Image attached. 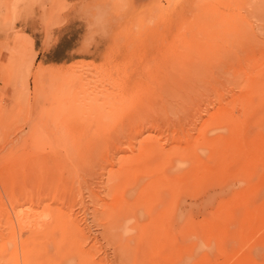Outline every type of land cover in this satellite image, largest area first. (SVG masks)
Wrapping results in <instances>:
<instances>
[{
  "label": "rangeland",
  "instance_id": "374dc122",
  "mask_svg": "<svg viewBox=\"0 0 264 264\" xmlns=\"http://www.w3.org/2000/svg\"><path fill=\"white\" fill-rule=\"evenodd\" d=\"M240 1L232 0L233 3ZM248 1L254 3V0ZM109 2L113 15L111 40L100 41L86 55L78 51L86 24L75 12L68 14L63 27L54 30L55 42L50 45L43 42L44 33L36 21L17 24L22 32L6 39L0 37V264H12L11 260L22 264L19 238L27 237L29 223L48 218L51 209L58 210L56 207H61L79 231H83L82 247L91 252L87 257L91 264H179L177 256L185 254V246L192 242L173 246L159 234L156 235L160 241L154 237L159 242L152 240L151 233L143 242L138 239L136 243L134 227L147 225L149 216L142 214L137 222L134 218L122 222L117 217L120 222L117 219L116 223L124 226L103 216L111 208L113 216L118 214L115 206L122 201L127 204H120L123 207L136 206L140 189H133L131 199L118 200L110 178L126 171L124 178L123 174L118 176L119 188L129 178L127 186L131 187L133 180L137 186L148 167L144 166L145 171H141L143 163L135 166L136 163L145 159L149 165L146 159L154 156L144 151L149 156L142 157L140 146L151 139L162 149V158L165 153H180L175 154L173 163L165 156V161L152 169L156 181L167 184L173 180L170 173L174 177L176 170L187 172L202 166L192 173L198 179L189 176L194 177L191 183H200L202 178V183L206 181L202 184L204 190H210V185L213 187L212 199L218 205L209 211L203 210L200 217V222L207 227V230L204 228L207 232L201 233V264H264V196H256L264 194V130L259 132L258 123L255 125L258 118L249 104L251 93L247 84L236 88L231 78L232 85L218 87L221 80L215 66L222 53L216 43L218 13L224 7L227 9V4L224 6L221 0ZM248 10L237 13L241 21L232 24L231 33L257 31L256 12L251 7ZM239 50L234 51L235 55ZM239 70V64L231 68L232 73ZM214 85L219 88L217 91ZM253 99L256 102L259 97ZM157 115L161 119L159 125L155 119L149 121ZM219 118L223 122H215ZM180 119L186 122L187 135L179 134L169 125ZM235 122L240 126L233 131L237 134H231L229 125ZM201 130L205 135H199ZM220 154L225 156L224 163L219 165L218 161L216 165ZM127 161L136 171L122 170ZM214 164L222 173V180L216 178V182L208 177L207 166ZM130 173H135L136 178ZM149 178L141 189L155 179ZM218 186L221 188L217 189ZM222 189L224 196L217 193ZM54 199L58 202L61 199V204ZM202 202L207 203L206 194ZM249 220L256 221V225ZM169 231L171 236L179 237L178 243L190 232L177 223ZM126 240H133L134 244ZM165 242L167 247L163 245ZM15 243L20 250L15 251ZM40 256L42 259L43 254ZM47 258L44 255L39 263L51 264V257Z\"/></svg>",
  "mask_w": 264,
  "mask_h": 264
},
{
  "label": "bare ground",
  "instance_id": "6f19581e",
  "mask_svg": "<svg viewBox=\"0 0 264 264\" xmlns=\"http://www.w3.org/2000/svg\"><path fill=\"white\" fill-rule=\"evenodd\" d=\"M224 3V6L227 4V9H224L222 8L223 7V4ZM220 4H222L221 6V10L219 11L218 15H220V22H219V26H218V29H217V41L216 43H218V46H219V50L222 52L221 55L218 57V60H217V64L215 65L216 68H217V72H218V77L220 78V82L219 85L218 84V87L221 86L223 87L224 85H232L231 82L229 81L231 78H233L235 81L233 83L234 87H239L241 84H247V90L250 91L251 93V97L249 98L250 99V106L251 107H254L252 109V113L254 115H256V117L258 118L257 122L255 123V125L257 124L258 126V131L261 132V130L263 131L264 130V0H254V3L252 4V1H248V0H242L238 3H233L232 0H221ZM242 3V5H241ZM249 7L253 8L254 12V15L256 14V17H258V21L259 22V25L257 26V31H253V32H249V33H242V32H238V31H233L232 33L230 32V27L232 26L233 23H236L238 21H241L240 19L241 18H237L236 15L237 13H239V11H242V10H246L248 12H250L248 9ZM242 11V12H244ZM245 11V12H246ZM244 12V13H245ZM241 13V12H240ZM239 13V14H240ZM247 13V12H246ZM250 14V13H248ZM247 14V15H248ZM245 20V18H243ZM242 19V20H243ZM256 19V18H255ZM256 19V20H257ZM243 20V21H244ZM242 21V22H243ZM241 22V23H242ZM252 29V27H251ZM250 29V30H251ZM259 32V33H258ZM251 33V34H250ZM217 46V44H216ZM218 48V47H217ZM240 48V50L238 52H236V54L238 53V55H235L234 51H237L238 49ZM245 49V51H247L245 53L242 52L241 50ZM250 49V50H249ZM249 50V51H248ZM226 51H228V53L226 54ZM217 52H218V49H217ZM242 52V53H241ZM243 54V55H242ZM237 64H239L241 70L237 71V72H234L232 73L231 72V68L233 69L234 66H236ZM238 67V66H237ZM239 68V67H238ZM237 69V68H236ZM246 70V72L243 73L244 70ZM247 70H252L254 73L252 74V72H248ZM218 78V79H219ZM243 84V85H244ZM216 85V84H215ZM214 85V89L217 91V89L219 88H216L217 86ZM220 87V88H221ZM223 89V88H221ZM220 89V90H221ZM240 90V89H239ZM246 90V91H247ZM242 91V89H241ZM224 92V91H223ZM240 92V91H239ZM242 93V92H241ZM246 93V92H245ZM248 93V92H247ZM224 94V93H223ZM227 94V93H226ZM248 95V94H247ZM242 96V94H241ZM254 96H258L259 99L255 100L253 99ZM249 97V96H248ZM238 98V97H237ZM242 98V97H241ZM239 99V98H238ZM248 99V101H249ZM242 100V99H241ZM246 100V99H244ZM236 102V101H235ZM247 103V102H246ZM244 105V104H243ZM248 105V104H247ZM249 107V106H248ZM256 107H259V108H256ZM250 109V108H249ZM223 111V110H222ZM220 112V111H219ZM251 113V112H250ZM216 114V113H215ZM214 114V115H215ZM218 115V114H217ZM153 118H150L149 121L152 122L153 119H155V123L156 124H161V119L159 117V115L157 116H152ZM155 117V118H154ZM227 116H225L226 118ZM215 118V117H213ZM224 118V117H223ZM223 118H219V119H215V122L217 123H220V122H223ZM248 122V121H247ZM251 122V121H250ZM186 122L185 121H182L181 119L175 123H170L169 125L171 126L172 125V128L174 129V131H179V134H182V135H187L185 134V124ZM232 124V123H231ZM239 123H234L232 124L231 126L229 125V130L231 132V134H237L233 131L237 130V128L240 126L238 125ZM252 125V124H251ZM254 125V126H255ZM247 126V125H246ZM245 126V127H246ZM254 126H251V127H254ZM190 127V126H189ZM256 127V126H255ZM250 128V127H249ZM255 129V128H254ZM188 130V129H187ZM194 130V129H193ZM192 130V131H193ZM246 130V129H245ZM189 131V130H188ZM187 131V132H188ZM195 131V130H194ZM243 131V130H242ZM252 132V131H251ZM255 132V131H254ZM242 133V132H241ZM230 134V135H231ZM199 135H205V131L201 130L200 134ZM130 136V135H129ZM128 136V137H129ZM136 138L135 135H132ZM139 136V135H137ZM125 138H127L125 136ZM124 138V139H125ZM131 139H133L132 137H130ZM130 138H128L130 140ZM190 138V137H189ZM191 140H193L192 138L190 139V141L188 140V142L191 144ZM131 141V140H130ZM193 145V144H192ZM191 145V146H192ZM229 147H231V145H229ZM227 148V147H225ZM161 148H159V146L157 147V141H152V139L150 141H148L147 143L144 142L143 146L141 145L140 146V153L142 154V157L145 153H154L153 157H148L149 159H146V160H149V165L145 163V159H142V161L140 160L139 162H137L136 160V165L138 163H143L142 165L139 164V167L140 165L142 166L141 167V171H145V168H143L144 166L148 167L147 170L148 172H144L142 173L141 175V183L140 181H137L138 185L135 186L134 185V180L133 182L131 183V187L127 186V181H130V178L129 180L126 179V183H123L125 185H122L123 188L121 187V189L119 188V174H123V178H124V174H126L125 172L123 173V171L119 172L118 173V176L117 175H112L111 178H110V181L112 182L111 186L114 190V191H117L115 193V198L117 197L118 200L120 199H125V198H129L131 199L133 196L129 197L130 195L133 194L134 190L133 189H136L138 188V190L140 189V192L138 194V198L136 199V206H133V207H123L122 205L120 204H123L124 202L122 201V203H118V207L117 205L115 206L116 208H118L120 210V206L121 207V210L119 211L118 209L117 210V213H121V217L116 214L115 212V216L112 215V212L111 210L113 208H111L109 211L110 212H106L103 216H104V219H111L110 221H113V223L115 224L117 219L120 218L122 220V222L126 221V219H129L130 218H134L136 219L135 221L137 222V218L141 217L142 214L143 216L146 217L149 216V223L145 226H136L134 227V229H136V235L135 237V240H136V243L139 240H144L147 238V235H152L151 233H153V238H151L152 240H157L159 238V236H157L156 234H159L161 235V237H164L163 240L167 241V243L169 244L172 243V245L174 244L175 246H178L180 244H184L185 242H192L188 245H186L184 248V253L183 255H179L177 256L176 260L178 261L179 259V264H201L202 263V258L200 256V243H201V233L204 231V227L203 226V223L200 222V217H201V214H202V211H209L210 209H212L214 207V205H218L216 203V199H212L213 196L211 195L212 194V190L211 188L213 189V187H211L212 185H210V190H204L203 189V185L204 183H202V178L199 179L200 180V183H191L194 181H192L191 178H194V177H189L190 175H194L192 174L194 170H199V168H201L202 166L200 167H195L193 168L191 171H187V172H182V171H175L174 173V177H173V174L170 173L171 177L173 178V180H171V182L167 183V184H162L158 181H156V178L153 177L154 175V167L158 168V163H161L162 160L165 161V156H166V159L167 160H172V163L175 161L176 159V156L175 154H180L179 152L177 151H174V152H171L169 154H166L164 155V158H162V151H160ZM190 149V147H189ZM232 149V148H231ZM162 150V149H161ZM224 150V149H223ZM230 150V149H229ZM146 151V152H144ZM192 151V149H191ZM227 151V150H226ZM144 152V154H143ZM224 152V151H223ZM228 152V151H227ZM230 152V151H229ZM93 153V152H92ZM94 154V153H93ZM92 154V155H93ZM204 154V153H203ZM202 155V154H201ZM221 156H217L216 158L218 160H215L216 161V165H217V162L219 163V165H223L224 163V158L225 156L223 154H220ZM145 157L146 156H149L148 154L147 155H144ZM195 156V155H194ZM197 156V155H196ZM141 158V156H140ZM139 158V159H140ZM134 160V159H132ZM130 160V161H132ZM134 160V161H135ZM163 161V162H164ZM147 162V161H146ZM148 163V162H147ZM130 164L131 162L127 161L125 162V164L122 167V170H125V169H130V170H133L134 168L131 169L130 167ZM135 164V163H134ZM134 164L132 163V165L134 166ZM205 164V163H204ZM203 164V165H204ZM132 166V167H133ZM217 166L214 165H208L207 168L208 170H210L209 174H208V177L216 182L214 179L216 178H220L222 177V173L219 171L218 168H216ZM143 169V170H142ZM153 169V170H152ZM136 171V169H134ZM134 171V172H135ZM205 171V170H204ZM128 172V171H127ZM201 173V172H200ZM200 173H198L200 175ZM206 174V172H203ZM128 174V173H127ZM131 177H135V173L132 174L130 173ZM89 175V174H88ZM87 175V177H88ZM133 175V176H132ZM204 175V174H203ZM128 176V175H126ZM197 179L198 177L196 175H194ZM221 176V177H220ZM149 177H152V178H155L153 179L145 188H142L141 187L148 181V178ZM201 177V176H200ZM90 178H92L90 176ZM121 178V177H120ZM171 178V179H172ZM62 179V178H61ZM150 179V178H149ZM187 179V183H183L184 180ZM191 179V181H190ZM206 177L203 179L205 180ZM208 179V178H207ZM211 180V181H212ZM218 181H220L219 179H217ZM222 180V179H221ZM125 181V180H124ZM132 181V180H131ZM210 182V180H208ZM199 182V181H198ZM207 182V183H209ZM222 182V181H221ZM244 182V181H243ZM129 183V182H128ZM136 183V182H135ZM206 183V184H207ZM218 183V182H217ZM220 183V182H219ZM205 184V185H206ZM247 184V183H246ZM244 185V184H243ZM67 186V185H66ZM125 186V187H124ZM127 187V188H126ZM208 187V184L207 186ZM220 186L217 187V189L219 188ZM223 187V186H222ZM225 187V186H224ZM245 187V186H244ZM126 188V189H125ZM221 188V187H220ZM209 189V187H208ZM215 190V188H214ZM223 190H220L219 193L220 196H224L223 194ZM50 191V190H49ZM218 191V190H217ZM247 191V190H246ZM111 193V192H110ZM138 193V191H137ZM216 193V194H217ZM237 193V192H236ZM247 193V192H246ZM74 194V193H73ZM117 194V195H116ZM206 194L207 196V203L205 205H203V196ZM112 195V193H111ZM114 195V193H113ZM243 196V195H242ZM258 197H263L264 194L261 192L260 194L256 195ZM57 197V195H56ZM55 197V198H56ZM58 198V197H57ZM56 198V199H57ZM115 198H113L115 200ZM246 197H244L243 199H245ZM249 198V197H248ZM247 199V198H246ZM245 199V200H246ZM255 199V198H254ZM33 200V199H32ZM55 200V199H54ZM65 200V199H64ZM63 200V203L65 204L66 200L64 201ZM113 200V201H114ZM252 200V199H251ZM251 200H248V201H251ZM34 201V200H33ZM32 201V202H33ZM40 200L38 199V202ZM59 201V200H58ZM57 200H55V203L58 202ZM61 199H60V203L61 204ZM120 201V202H121ZM128 201V200H127ZM238 201V200H237ZM243 201V200H242ZM246 201V203L248 202ZM116 202V201H114ZM233 203V202H232ZM245 203V202H244ZM42 204V203H41ZM44 204V203H43ZM235 204V203H234ZM115 204H113L114 206ZM124 205H127L124 203ZM233 205V204H232ZM237 205V204H236ZM50 206V205H49ZM48 206V207H49ZM245 206V204H244ZM247 206V205H246ZM38 207V206H37ZM234 207V205H233ZM237 207V206H236ZM50 208V207H49ZM52 208V207H51ZM50 208V209H51ZM58 208V210H55L53 211L52 210V213L51 215L48 217V218H44L42 221H37L35 222L34 224H31L29 223L28 225V229H27V237L22 240V238H19V242H20V245H21V253H22V264H30V262H35L36 264H41L39 263V261H43L44 260V255L45 257H51L50 260H52L54 262V264H91L92 261H89L87 257H89L91 255V252L85 248V247H82L83 244H82V241H83V231H79V227L75 226L70 218V216L68 214L65 213V211L63 212L59 207H56ZM64 208V207H63ZM221 208V207H220ZM248 208V207H247ZM21 209H24V207H22ZM29 209L28 207H26V210ZM31 209V208H30ZM249 210H251V208H248ZM64 210V209H63ZM234 210V208L232 209ZM246 210V209H245ZM252 210H255V209H252ZM251 210V211H252ZM250 211V212H251ZM22 213V211H20ZM247 212V211H246ZM252 212H256V211H252ZM20 213V214H21ZM28 213V212H27ZM95 213V212H94ZM93 213V214H94ZM114 213V212H113ZM232 213V211H231ZM230 213V215H231ZM25 214V213H24ZM23 214V215H24ZM33 214V213H32ZM228 214V213H227ZM235 214V213H234ZM263 215V213H261ZM260 214V215H261ZM118 215V216H117ZM213 215V214H211ZM233 215V214H232ZM258 215V214H257ZM97 216V213L95 215V217ZM264 216V215H263ZM24 217V216H23ZM27 217V215H26ZM31 217V216H30ZM35 217V216H34ZM116 217V218H114ZM118 217V218H117ZM222 217V216H221ZM260 217V216H259ZM25 218V217H24ZM29 218V217H28ZM28 218H26L25 220H28ZM232 218V217H231ZM237 218V216H236ZM235 218V219H236ZM256 218V216H255ZM263 217L261 216V219ZM21 219V217H20ZM19 219V220H20ZM36 220V218H33V220ZM95 219V218H94ZM118 219V221L120 220ZM225 219V218H224ZM230 219V218H229ZM234 219V221H236ZM238 220V219H237ZM24 221V220H23ZM109 221V222H110ZM117 221V222H118ZM128 221V220H127ZM10 222V220H9ZM8 222V223H9ZM13 222V220H12ZM20 222V221H19ZM26 223V221H24ZM120 222V221H119ZM221 222V221H220ZM249 222H251L249 220ZM259 222V221H258ZM262 222V221H261ZM174 223L176 224H179L181 225L182 227L184 228H187L189 229V233L187 234V236L185 237V239H183L182 243H180V239H179V243L177 242L178 241V238L179 237H174V236H171V232L169 231L171 227H173ZM255 222H251V224H255ZM20 224H23L20 223ZM20 224H18L20 226ZM119 224L120 223H116ZM225 224V222H224ZM222 224V225H224ZM230 224V223H229ZM233 224V223H232ZM121 225V224H120ZM133 225V224H132ZM222 225L220 227H222ZM245 225V224H244ZM256 225V224H255ZM121 226H124V225H121ZM135 226V224H134ZM226 226V225H225ZM233 226V225H232ZM258 226V225H257ZM256 226V227H257ZM260 226V225H259ZM21 227V226H20ZM229 227V225H228ZM254 227V226H252ZM114 227H112L113 229ZM117 228V227H116ZM207 228V227H206ZM205 228V229H206ZM230 228V227H229ZM234 228V227H233ZM241 228V227H240ZM24 229V228H23ZM111 229V230H112ZM133 229V231H134ZM223 229V228H221ZM257 229V228H256ZM132 230V229H131ZM153 231V232H149V231ZM203 230V231H202ZM207 230V229H206ZM216 231V230H215ZM226 231V229H225ZM243 231H244V227H243ZM241 231V232H243ZM135 232V231H134ZM204 232H207V231H204ZM173 233V232H172ZM177 233V232H176ZM187 233V232H186ZM185 233V234H186ZM223 233V231H222ZM236 233V232H235ZM238 233V232H237ZM236 233V236L238 237ZM26 234V233H25ZM180 234V233H179ZM226 234V233H225ZM224 234V236H225ZM230 234V233H229ZM222 235V234H220ZM219 235V236H220ZM242 235V233H241ZM240 235V236H241ZM246 235V234H245ZM16 236V235H15ZM157 236V237H156ZM218 236V235H216ZM229 236V235H228ZM228 236L227 238L225 239H228ZM231 236V235H230ZM145 237V238H144ZM150 237V236H149ZM156 237V238H154ZM183 237V235H182ZM253 237V236H252ZM134 238V237H132ZM131 238V239H132ZM159 238V241L161 240ZM241 238V237H240ZM251 238V237H250ZM263 238V237H262ZM150 239V238H148ZM151 239L148 240L151 242ZM219 239V238H218ZM230 239V238H229ZM237 239V238H236ZM9 240V239H8ZM129 240V239H128ZM134 240V241H135ZM162 240V241H163ZM171 240V241H170ZM252 240V239H251ZM127 241V240H126ZM140 241V242H141ZM158 241V240H157ZM158 241V242H159ZM161 241V242H162ZM215 241V240H214ZM220 241V240H219ZM259 241V240H258ZM257 241V242H258ZM263 241V240H262ZM13 242V241H12ZM84 242V241H83ZM128 242H131L130 244H134L133 240H130V241H127ZM133 242V243H132ZM143 242V241H142ZM141 242V244H142ZM147 242V241H146ZM164 242V241H163ZM162 242V243H163ZM211 242V241H210ZM221 242V241H220ZM239 242V241H238ZM250 242V241H249ZM122 243V242H121ZM155 243V242H154ZM202 243H203V240H202ZM223 244V242H221ZM240 243V242H239ZM86 244V243H85ZM140 244V243H139ZM148 244H151L148 242ZM204 244V247L205 246V243ZM221 244V245H222ZM225 244V243H224ZM230 244V242H229ZM164 246L166 245V242L165 244H163ZM173 245V246H174ZM202 245V244H201ZM208 245V244H207ZM256 245V244H254ZM262 245V244H261ZM5 246V245H3ZM14 248H15V251H18L20 250L19 248V245H17L16 243L13 245ZM18 246V247H17ZM140 247V245H138ZM171 246V245H169ZM218 246V245H216ZM231 246V245H230ZM233 246V245H232ZM258 246V244L256 245ZM263 246V245H262ZM261 246V247H262ZM127 247V246H126ZM167 247V245H166ZM183 247V246H182ZM249 247V246H248ZM5 248V247H4ZM7 248V247H6ZM133 248V247H132ZM176 248V247H175ZM209 247L207 246V249ZM212 248V247H210ZM214 248V247H213ZM212 248V249H213ZM238 249V247H236ZM235 248V249H236ZM254 248V247H252ZM252 248L250 250H252ZM256 248V247H255ZM263 248V247H262ZM261 248V249H262ZM128 249V248H127ZM211 249V250H212ZM221 249V247L219 248ZM246 249V248H245ZM14 250V249H13ZM129 250V249H128ZM131 250V249H130ZM148 250V249H147ZM167 250V249H166ZM206 250V249H205ZM218 250V248H217ZM247 250V249H246ZM260 250V249H259ZM258 250V251H259ZM2 251V250H1ZM8 251V250H7ZM207 251V250H206ZM226 251V249H225ZM238 251V250H237ZM35 252H39L40 255L41 253L43 254V257L41 259V256L40 258L35 255ZM171 252V251H170ZM178 252V251H177ZM211 252V251H209ZM218 252V251H217ZM250 252V251H249ZM248 252V254H249ZM251 252H255V251H251ZM250 252V253H251ZM75 253L77 254V257L75 255ZM247 253V252H246ZM122 254V252H121ZM120 254V255H121ZM136 254V253H135ZM179 254V253H178ZM177 254V255H178ZM208 254V253H207ZM242 254V252H241ZM245 254V253H243ZM259 254V253H257ZM17 255V254H16ZM229 255V254H228ZM251 255V254H250ZM249 255V256H250ZM53 256V257H52ZM164 256V255H163ZM205 256V255H203ZM244 256V255H243ZM246 256V255H245ZM252 257H254L255 255L252 254L251 255ZM250 256V257H251ZM263 256V254H262ZM17 257V256H16ZM16 257H14L13 259H15ZM40 259L38 261V258ZM124 257V256H122ZM206 257V256H205ZM257 257V256H256ZM259 257V256H258ZM257 257V258H258ZM79 258V259H78ZM87 258V260H86ZM91 258V257H90ZM126 258V257H125ZM48 259V258H47ZM54 259V260H53ZM77 259V260H76ZM208 259V258H207ZM206 259V260H207ZM194 262H193V261ZM204 260V259H203ZM256 260V259H255ZM12 264H14V261L16 263V260H11L10 262H12ZM49 261V260H48ZM46 261V262H48ZM51 261V264H53ZM87 261V263H86ZM192 261V262H191ZM249 261V260H248ZM258 261V259L256 260ZM45 262V261H44ZM208 262V261H207ZM49 263V262H48ZM206 263V262H205ZM229 263V262H228ZM248 263V262H247ZM11 264V263H10ZM45 264V263H43ZM50 264V263H49ZM95 264V263H93Z\"/></svg>",
  "mask_w": 264,
  "mask_h": 264
},
{
  "label": "clouds",
  "instance_id": "9594fccd",
  "mask_svg": "<svg viewBox=\"0 0 264 264\" xmlns=\"http://www.w3.org/2000/svg\"><path fill=\"white\" fill-rule=\"evenodd\" d=\"M73 12L86 24L79 42L81 54H89L100 41L111 40L113 15L109 0H0V37L6 39L22 32L17 24L36 21L44 33L43 42L50 45L55 42L54 30L63 27Z\"/></svg>",
  "mask_w": 264,
  "mask_h": 264
}]
</instances>
